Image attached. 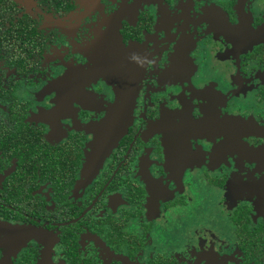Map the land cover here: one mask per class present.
Instances as JSON below:
<instances>
[{
  "label": "flooded vegetation",
  "instance_id": "af4514ba",
  "mask_svg": "<svg viewBox=\"0 0 264 264\" xmlns=\"http://www.w3.org/2000/svg\"><path fill=\"white\" fill-rule=\"evenodd\" d=\"M0 264H264V0H0Z\"/></svg>",
  "mask_w": 264,
  "mask_h": 264
},
{
  "label": "water",
  "instance_id": "95a60500",
  "mask_svg": "<svg viewBox=\"0 0 264 264\" xmlns=\"http://www.w3.org/2000/svg\"><path fill=\"white\" fill-rule=\"evenodd\" d=\"M106 60L107 59H101V58L99 59V61H106ZM100 66H103V65L100 64ZM103 67L104 68H101L99 71H110L111 70V68H107V67L105 68V66H103ZM99 68L100 67H98V69ZM13 232L17 233L18 237L19 236H33V234H37V231H35L33 228H23V227L15 228V229H13Z\"/></svg>",
  "mask_w": 264,
  "mask_h": 264
},
{
  "label": "rangeland",
  "instance_id": "374dc122",
  "mask_svg": "<svg viewBox=\"0 0 264 264\" xmlns=\"http://www.w3.org/2000/svg\"><path fill=\"white\" fill-rule=\"evenodd\" d=\"M202 221H206L208 223H214V224H208L210 227H214L215 226V221L213 219V214L211 212H207V214H203L202 216H195L194 217V224H189L190 227H193V226H197L199 227L200 225H203V224H200Z\"/></svg>",
  "mask_w": 264,
  "mask_h": 264
}]
</instances>
